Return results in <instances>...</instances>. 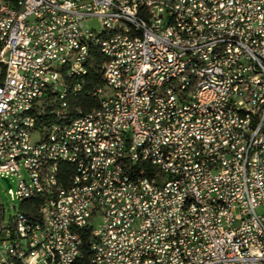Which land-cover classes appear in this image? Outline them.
<instances>
[{
    "label": "built area",
    "instance_id": "2783aa9c",
    "mask_svg": "<svg viewBox=\"0 0 264 264\" xmlns=\"http://www.w3.org/2000/svg\"><path fill=\"white\" fill-rule=\"evenodd\" d=\"M136 1L0 0V181L12 190L16 180L11 197L22 204L17 212L0 200V264H10L6 244L20 247L17 264H77L85 231L92 264H264V0H215V8H203V0H145L150 22L136 17ZM170 15H177L174 27H167ZM116 18H130L132 29L98 41ZM184 34L194 42H179ZM98 43H106L105 89L96 95L105 96L106 108L64 127L65 82L87 69L89 47ZM177 72H184L182 83L163 91ZM194 76L214 77L217 94L200 93L201 85L183 90ZM149 84H160V93L148 92ZM98 114L105 127H97ZM194 114L207 127H198ZM42 115L57 124L41 130ZM222 115L231 116L229 125ZM211 122L218 130L209 131ZM53 127L68 128L66 141L42 152ZM180 129H188L187 139H179ZM192 137L210 138V145H192ZM87 144L103 157L96 175H87L95 160ZM52 152L74 167L76 188L78 179L100 176L92 197L68 201L76 188L53 180ZM120 168L143 174L145 195ZM33 178L47 185L39 202H31ZM184 198L191 207L179 215ZM90 199H98L95 211H86ZM62 213L70 221H60Z\"/></svg>",
    "mask_w": 264,
    "mask_h": 264
},
{
    "label": "bare ground",
    "instance_id": "6f19581e",
    "mask_svg": "<svg viewBox=\"0 0 264 264\" xmlns=\"http://www.w3.org/2000/svg\"><path fill=\"white\" fill-rule=\"evenodd\" d=\"M203 8H215V0H203ZM136 17L143 22H150L152 20V13L145 0L136 1ZM177 23V15H170L167 20V27H174ZM124 29H132V20L130 18H116L113 25L107 27V32L97 33L98 41H106L109 39V35L121 34ZM179 42L191 43L194 42L193 34L179 35ZM106 43H98V47H89V54H87V62L92 55H98L102 59H105ZM87 69H84L78 79L86 76ZM184 80V72H177L175 78L165 79L163 84V91H171L174 88L175 83H182ZM73 80H67L65 82V91L62 95V104H65L66 113L64 117V127H73L76 122V116H72L69 112L66 99L68 96V83ZM200 86V93L217 94V86H215V78L209 76H194V79L183 83V90L196 91ZM76 92V87L73 89ZM148 92L160 93V84H149ZM100 100V108H106L105 96L96 95ZM194 121L198 122V127H207V120L203 119L202 114H194ZM186 123H193V116H186ZM231 123L230 115H222V125H229ZM106 126L105 114H98L97 127ZM218 130V122L209 123V131ZM66 135H68V128L53 127L52 133L49 136H43L42 152H49L53 150V146H56L60 141H66ZM188 138V129H180L179 139ZM192 145H210V138L192 137ZM75 146H82V139H75ZM159 150H166V141H159ZM88 156L95 157V160L86 164L87 175H96L97 171H100L103 167L102 154H98V147L94 144H87ZM53 160V180L59 179V166L60 153L52 152ZM41 166H48L47 156H40ZM110 163L112 165H119V156L110 155ZM167 165H175V158H167ZM262 167H264V159H262ZM120 176H131V181L136 182L138 195H145V179L142 173H134V168H120ZM20 177L29 178L28 170H20ZM100 184V176H86L78 179V188H76V181H71L69 188H76L73 194H68L69 202H80L83 195L85 197H92L94 195V188ZM33 188L31 191V202H39L41 194H47V185L42 178H33ZM98 206V199L87 200L86 211H95ZM191 207V198H184L177 200V211L179 215H187ZM44 210L46 212H55V205L51 202H44ZM60 221H70V213L60 214ZM17 221L9 222V229H16ZM7 259L10 264H17L18 257L20 256V247H13V244H6ZM56 257H60V260H67V253H63V250H56Z\"/></svg>",
    "mask_w": 264,
    "mask_h": 264
},
{
    "label": "trees",
    "instance_id": "16d2710c",
    "mask_svg": "<svg viewBox=\"0 0 264 264\" xmlns=\"http://www.w3.org/2000/svg\"><path fill=\"white\" fill-rule=\"evenodd\" d=\"M105 61L98 55H92L89 64L87 66L86 76L73 80L68 83V96L66 103L69 108V112L72 116H86L100 108V100L96 96L99 90L105 89V80L103 76V66ZM5 74V69L0 65V83L2 82ZM80 86L79 92H73L76 86ZM51 101L46 102L43 107L50 110L49 104ZM56 121L50 118V116L42 115L40 117L39 128L41 130H47L51 126L56 125ZM74 176V167L69 164H61L59 166V179L60 184L63 187H68ZM29 208V206H25ZM27 210V209H26ZM88 231L82 233L84 240V246L82 249V257L79 259L77 264H92V253L88 245Z\"/></svg>",
    "mask_w": 264,
    "mask_h": 264
},
{
    "label": "rangeland",
    "instance_id": "374dc122",
    "mask_svg": "<svg viewBox=\"0 0 264 264\" xmlns=\"http://www.w3.org/2000/svg\"><path fill=\"white\" fill-rule=\"evenodd\" d=\"M11 186L12 190L9 189L5 182L0 181V200L5 206L10 203L12 206H15L18 209L17 212H20V210L22 209V204L18 201H13L11 197V195H14L17 192L18 184L16 180H11ZM9 216L10 214H8V217Z\"/></svg>",
    "mask_w": 264,
    "mask_h": 264
},
{
    "label": "water",
    "instance_id": "95a60500",
    "mask_svg": "<svg viewBox=\"0 0 264 264\" xmlns=\"http://www.w3.org/2000/svg\"><path fill=\"white\" fill-rule=\"evenodd\" d=\"M7 184V181H4Z\"/></svg>",
    "mask_w": 264,
    "mask_h": 264
}]
</instances>
